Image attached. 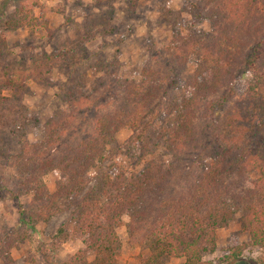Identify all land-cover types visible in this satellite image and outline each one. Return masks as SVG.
<instances>
[{
    "label": "trees",
    "instance_id": "obj_1",
    "mask_svg": "<svg viewBox=\"0 0 264 264\" xmlns=\"http://www.w3.org/2000/svg\"><path fill=\"white\" fill-rule=\"evenodd\" d=\"M206 3L212 34L206 40L175 36L170 49L180 66L193 52L198 55L187 95L165 106L160 71L144 67L141 81H123L125 100L114 112L99 113L101 105L87 104L89 97L76 85L65 97L70 110L53 115L42 142L19 139L22 148L8 163L21 190L33 193L30 211L19 205V224L33 228L62 212L59 200L74 202L69 219L85 248L58 264H81L87 254L94 255L92 264H115L120 255L116 230L125 225V216L129 243L151 250L138 256V264H162L164 256L209 264L204 257L216 248V231L239 211L250 245L264 250V0ZM173 14L167 6L161 11L166 20ZM237 69L249 75L242 91L235 85ZM164 109L172 122L151 143L152 123ZM88 121L90 132L82 130ZM127 125L130 144L138 150L135 166L143 167L129 176L100 171L89 186L90 172L105 163L107 147ZM158 142L174 154L173 163L146 160ZM194 164L201 168L197 173L191 172ZM256 169L258 178L248 180ZM52 171L59 179L49 192L43 176ZM56 235L68 238L63 226Z\"/></svg>",
    "mask_w": 264,
    "mask_h": 264
},
{
    "label": "rangeland",
    "instance_id": "obj_2",
    "mask_svg": "<svg viewBox=\"0 0 264 264\" xmlns=\"http://www.w3.org/2000/svg\"><path fill=\"white\" fill-rule=\"evenodd\" d=\"M166 6L174 13L170 20L161 15ZM209 9L206 0H0V264H58L85 248L69 219L72 199L59 200L63 210L48 222L33 228L19 224V205L30 211L33 198L32 192L21 190L17 171L8 163L22 148L19 139L42 142L46 123L57 111L70 110L65 97L76 85L89 97L87 104L101 105L99 113L114 112L125 100L123 81H141L144 67L160 71L165 106L180 100L187 95L198 55L193 52L180 66L172 60L170 49L175 36L206 40L212 34ZM248 77L242 69L235 70L236 88L242 91ZM172 119L166 109L154 119L151 143ZM90 124H82V130L92 131ZM203 124L199 121L198 127ZM131 135L128 125L118 130L107 147L105 163L90 172L89 186L100 171L129 176V171L143 167V163L135 166L138 150L130 144ZM149 153L146 160L165 164L175 158L160 143ZM193 168L192 173L201 170L196 164ZM259 175L256 169L247 179L256 180ZM58 179L57 171L43 176L49 192ZM241 216L237 212L226 227L216 231V248L204 257L209 264H259L264 250L250 245ZM123 219L125 225L116 230L120 255L115 264H138V256L147 257L151 250L146 244L129 243V218ZM60 226L68 235L66 240L55 236ZM93 260L94 255L87 254L81 264ZM161 262L185 264L184 259L170 256Z\"/></svg>",
    "mask_w": 264,
    "mask_h": 264
}]
</instances>
